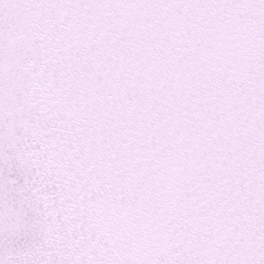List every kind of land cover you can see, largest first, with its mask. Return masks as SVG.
<instances>
[{
	"label": "snow or ice",
	"instance_id": "obj_1",
	"mask_svg": "<svg viewBox=\"0 0 264 264\" xmlns=\"http://www.w3.org/2000/svg\"><path fill=\"white\" fill-rule=\"evenodd\" d=\"M0 264H264V0H0Z\"/></svg>",
	"mask_w": 264,
	"mask_h": 264
}]
</instances>
